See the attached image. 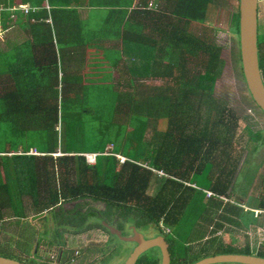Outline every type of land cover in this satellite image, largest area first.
<instances>
[{"label": "trees", "instance_id": "trees-1", "mask_svg": "<svg viewBox=\"0 0 264 264\" xmlns=\"http://www.w3.org/2000/svg\"><path fill=\"white\" fill-rule=\"evenodd\" d=\"M231 3L237 11L224 14L238 38V0ZM220 8L219 0H0V31H18L7 36L11 49L0 51V233L11 218L19 225L28 199L33 217L47 224L50 214L62 258L66 243L57 231L69 227L79 234L97 228L101 218H116L167 238L186 212L225 205L249 140L260 133L244 127L249 140L242 142L240 119L214 97L220 47L205 32L188 31L191 24L209 27L207 19L220 16ZM257 38L264 83V33ZM112 41L113 57L107 50L103 60L114 76L108 82L98 72L88 83L87 50ZM237 46L234 61L243 78L238 39ZM58 149L63 155L53 156ZM84 153L100 155L88 165ZM203 173L202 187L192 182ZM154 187L156 194H149ZM256 201L264 211L261 196ZM68 203L75 205L65 208ZM204 220L208 225L198 224L193 235L215 229ZM195 240L176 253L167 239L171 264L202 258ZM15 244L1 240L0 256L33 264ZM243 248L218 254L264 258V247L256 254ZM118 249L109 243L104 255ZM159 263L155 249L136 261Z\"/></svg>", "mask_w": 264, "mask_h": 264}, {"label": "rangeland", "instance_id": "rangeland-1", "mask_svg": "<svg viewBox=\"0 0 264 264\" xmlns=\"http://www.w3.org/2000/svg\"><path fill=\"white\" fill-rule=\"evenodd\" d=\"M219 5L222 7L220 9H223V12L220 16L217 15L213 20L207 19L206 24L209 27L200 25L194 26L195 24H191L188 27V31L193 35H199L205 32L214 40V43L220 47L219 54L223 66L215 83L216 90L214 92V97L222 99L228 104L229 108L232 109L240 119V126H242L243 129L247 127L252 134L260 133V138H258V140H249L248 132L241 127L242 142L248 139L250 144L242 155V160L236 175L234 191L231 192L230 199L226 201L225 205L218 211L211 209L208 210V213H202L199 209H193L186 212L179 225L168 231L167 239L174 242L176 253H178V250L183 251L184 246L190 245L189 242L196 238L195 242L191 244H196L199 248H206L205 251H202L201 255L218 254V252L224 248L240 252L244 249V246H248L249 251L252 254H256L257 250H259V246L264 247V212L258 213L257 217H255L253 212V209L258 205L256 199H259L261 196V199L264 201V189L262 188V177L264 176V113L251 100L245 82L240 75L239 66L236 65L234 61V55L238 47V38H236L235 34L228 31L227 20L224 13L225 11L236 12L237 9L234 4L231 3V0H219ZM258 10H260V29L258 33L261 35L264 33V0H259ZM90 60L92 64H95L96 57L90 58ZM106 71V68L97 66L96 64L93 68L91 66L90 81H95L98 72L105 73ZM110 96L111 98L113 97L112 94ZM107 102V107L109 108L113 103V98L112 101L107 99ZM205 176L206 173H203L199 180L193 178L192 182L202 187L204 181H206ZM250 180L251 186H248ZM199 189L202 190V188ZM156 191L157 188L154 187L149 191V194L155 195ZM207 197H209V195H207ZM239 201H242V203L239 204ZM25 202L27 212V214L25 213V217L18 221L19 225H16L14 223L15 220L11 218L4 228L5 231L0 233V239L8 240V242L12 244L18 242L15 245L19 247L20 251L23 250L29 256V263L122 264L128 253L123 254V248L131 250L133 247L132 244L124 245L120 243L118 247L120 251H115L114 255L99 254L101 258L98 257L96 259L94 256L97 254L98 248L101 250L100 246L105 243L99 242L100 239H97L92 233L83 236V239H81V237L70 239L69 235L71 237L74 234L73 231H71L72 227H69V232L65 233V235L57 231L58 236L60 235V237L57 238L63 240L64 243H66V247L69 244L72 251L68 252L65 250L61 255L62 258H57L55 248L57 249L62 245L52 237L55 224L52 222L51 216H49L50 214H43L48 215L49 218L46 224L41 218L33 217L34 211H32V209L30 211L28 208L30 200L26 199ZM66 206L68 207V204ZM95 208L99 209L100 207L96 206ZM223 210H226V213L223 215L225 219L218 218L217 214L221 215ZM205 218L213 222L211 225L215 227L216 231L215 229L208 228L207 232H203L201 235H193L197 234L195 228L198 224L203 226L208 225V222L204 220ZM197 230H199V228H197ZM147 233L150 235L151 231L149 230ZM156 233L157 230L155 229V234ZM12 240L16 242H11ZM70 248L68 249L70 250ZM72 248H79V250H81V248L85 249V253L88 254V257L83 260L78 259L79 262H72L71 254L74 255V250ZM217 248L221 249L218 250ZM111 249L112 247L110 251ZM36 253L37 255H35ZM89 253H91V255H89ZM91 260H94V262L91 263Z\"/></svg>", "mask_w": 264, "mask_h": 264}, {"label": "water", "instance_id": "water-1", "mask_svg": "<svg viewBox=\"0 0 264 264\" xmlns=\"http://www.w3.org/2000/svg\"><path fill=\"white\" fill-rule=\"evenodd\" d=\"M258 4L259 0H238V41L241 69L247 91L255 105L264 113V83L258 56ZM111 234L124 242L134 243L123 264H136L139 256L150 249L157 248L160 264H170L168 244L163 236L145 239L132 227V234L121 237L112 227L105 225ZM264 264V258L246 254H217L199 259L194 264ZM0 264H28L0 256Z\"/></svg>", "mask_w": 264, "mask_h": 264}, {"label": "flooded vegetation", "instance_id": "flooded-vegetation-1", "mask_svg": "<svg viewBox=\"0 0 264 264\" xmlns=\"http://www.w3.org/2000/svg\"><path fill=\"white\" fill-rule=\"evenodd\" d=\"M258 7H259V4H258ZM258 30L260 29V27H259V18H260V10H258ZM67 204H65V207L66 208H71V207H74V203H68V207L66 206ZM92 207H93V205H91ZM103 208L104 207H101L100 206V209H101V211H103ZM93 209H95V208H93ZM97 216L99 217V219L102 217L101 215H100V212H98L97 213ZM96 224H97V228H95V229H92V230H90L89 232H84V233H79V234H74L73 236H71L70 237V235H69V238L70 239H76V238H80L81 237V239H83L84 237L83 236H86L88 233H92V235H94V236H96V238L97 239H100V241L99 242H103V243H105L104 245H102V246H100V248H101V250L98 248V252H97V254L94 256L96 259L98 258V257H100L101 258V256L99 255V254H101V255H104V252L106 251V249H107V247H108V244L109 243H111L112 245H114V247H116L117 248V246L119 247V245H120V243H123L124 245H128V244H132L133 245V247H132V249L131 250H128L127 248H123V250L124 249H126L127 250V256H126V258H125V260L127 259V257L129 256V254L131 253V251L134 249V247L136 246L134 243H131V242H124V241H122V240H120L116 235H113V234H111L110 233V231L108 230V228L107 227H105V225H107V226H109V227H112V228H114L115 230H117L119 233H120V236L123 238V237H128V236H130L131 234H132V227H134L135 228V226H133V225H127V224H123V223H119L118 222V220L116 219V218H113V219H111V220H109V221H105V220H103L102 218H101V220H100V222H96ZM100 224V225H99ZM136 229V228H135ZM151 231V234L149 235L147 232L148 231ZM136 231L137 232H139V233H141L142 235H143V237L145 238V239H148V238H154V237H156V236H163L164 237V239H165V241L167 242V244H168V250H169V252H170V257H172L171 256V246H170V244H169V242L167 241V238L163 235V234H161L158 230H157V233L155 234V229H151V227H149V228H146V229H136ZM65 233H67V232H64L63 233V235H65ZM152 233H153V235H152ZM104 239H106V240H104ZM117 241H119V242H117ZM123 247V246H122ZM68 248H70L69 247V244L67 245V247L65 246V247H63V249L64 250H67L68 252L69 251H72L71 250V248H70V250L68 249ZM197 248L199 249L198 250V253H200L201 252V254H202V251H205L206 250V248L204 249V247H202V248H199V246H197ZM73 250H74V255L73 254H71V261L72 262H74V261H78V259H86L87 257H88V254H86L85 253V249H82L81 248V250H79V248H72ZM158 250L157 248H153V250ZM150 250H152V249H150ZM118 251H120L119 249H118ZM159 251V250H158ZM123 254H126L125 253V250H124V252H123ZM143 254H145V253H143ZM143 254H141V255H143ZM160 254V253H159ZM89 255H91V253H89ZM140 255V256H141ZM213 256V255H211V254H205V255H202L203 257L202 258H204V257H208V256ZM214 255H217V254H214ZM73 256V257H72ZM139 256V257H140ZM70 257V256H69ZM202 258H200V259H202ZM125 260L122 262V264L125 262ZM198 261V260H197ZM79 262V261H78ZM91 263L92 262H94V260H91L90 261ZM196 262V261H195ZM194 262V263H195ZM193 263V264H194ZM72 264V263H71ZM160 264V263H159ZM170 264H171V260H170Z\"/></svg>", "mask_w": 264, "mask_h": 264}, {"label": "crops", "instance_id": "crops-1", "mask_svg": "<svg viewBox=\"0 0 264 264\" xmlns=\"http://www.w3.org/2000/svg\"><path fill=\"white\" fill-rule=\"evenodd\" d=\"M26 5L27 4H22V5L20 4V8H22L23 6H26ZM83 16H85V13H83ZM14 33L18 34L16 27L10 28L8 31H0V51H2V52L6 51V48L11 49L12 44L8 43L7 36L10 35L11 37H14L13 36ZM3 40L6 43L2 42ZM2 43H4V44H2ZM116 43L117 42H113V41L112 42H106L103 45L100 44V49H98L97 47L94 46V47H91L87 50L85 74H86V78L88 79V81H87L88 83H89V76H91V74H90L91 66L93 68L95 64L97 66L106 68L107 77L109 78L108 82H110L111 78L114 76V72H113V69L111 67H109L107 64H104L103 53H104V51L107 53V50H109L110 48L114 49L116 47ZM101 49H103V50H101ZM108 54H109L110 58L113 57L112 56L113 52H111V50L108 51ZM95 57H96V62H95V64H92L90 58H95ZM58 68H59V56H58ZM61 155H63V154L61 153L60 149L57 150V153L53 154V156H61ZM250 182H251V180L249 181L248 186H251ZM255 185H256V183H255ZM262 188L264 189V183L263 182H262ZM254 196H256V195H254ZM257 208L259 209L260 207H258V205H257V207L254 209H257Z\"/></svg>", "mask_w": 264, "mask_h": 264}, {"label": "built area", "instance_id": "built-area-1", "mask_svg": "<svg viewBox=\"0 0 264 264\" xmlns=\"http://www.w3.org/2000/svg\"><path fill=\"white\" fill-rule=\"evenodd\" d=\"M23 9L25 10V12L28 11V7L27 6H23ZM28 154H35L33 153L32 151H30ZM109 153H104L102 155H108ZM2 155V154H1ZM81 156H83L85 158V161L88 165H94L95 164V161H96V157L100 154H95V153H84V154H80ZM118 161L120 163H124L125 161V158L123 156H120V155H114ZM207 195H211L210 192H207ZM253 212L255 214V217H257V214L258 213H261V212H264L263 210H260V209H253Z\"/></svg>", "mask_w": 264, "mask_h": 264}]
</instances>
